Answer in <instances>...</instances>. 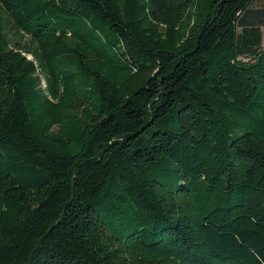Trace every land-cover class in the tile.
<instances>
[{
  "label": "trees",
  "instance_id": "trees-1",
  "mask_svg": "<svg viewBox=\"0 0 264 264\" xmlns=\"http://www.w3.org/2000/svg\"><path fill=\"white\" fill-rule=\"evenodd\" d=\"M264 0H0V264H264Z\"/></svg>",
  "mask_w": 264,
  "mask_h": 264
},
{
  "label": "rangeland",
  "instance_id": "rangeland-1",
  "mask_svg": "<svg viewBox=\"0 0 264 264\" xmlns=\"http://www.w3.org/2000/svg\"><path fill=\"white\" fill-rule=\"evenodd\" d=\"M261 48L264 50V27L261 28Z\"/></svg>",
  "mask_w": 264,
  "mask_h": 264
}]
</instances>
